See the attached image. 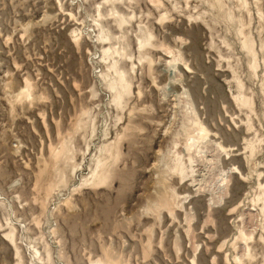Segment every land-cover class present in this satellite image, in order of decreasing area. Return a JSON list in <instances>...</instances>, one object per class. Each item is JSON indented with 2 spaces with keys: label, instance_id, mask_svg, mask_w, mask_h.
Masks as SVG:
<instances>
[{
  "label": "rangeland",
  "instance_id": "1",
  "mask_svg": "<svg viewBox=\"0 0 264 264\" xmlns=\"http://www.w3.org/2000/svg\"><path fill=\"white\" fill-rule=\"evenodd\" d=\"M95 262L264 264V0H0V264Z\"/></svg>",
  "mask_w": 264,
  "mask_h": 264
},
{
  "label": "bare ground",
  "instance_id": "2",
  "mask_svg": "<svg viewBox=\"0 0 264 264\" xmlns=\"http://www.w3.org/2000/svg\"><path fill=\"white\" fill-rule=\"evenodd\" d=\"M119 76H120V79H122V76L121 75ZM110 87L111 89H113L114 85ZM121 87L124 90L127 89L126 86L121 85ZM120 95H121L120 93L116 95L117 100L120 99L121 97ZM201 130L203 129L201 128L199 131ZM205 139H206L205 136H201L196 139H189V141L183 143L182 145H177L178 143L177 144L173 143V151H172L173 155L171 159L167 156L166 160H164L166 161L164 162L166 166L165 167L166 171H170L172 175L180 177L179 179L183 183H186L188 180H191L190 184H188L189 186H193L194 185L193 183H195L196 185L197 179L195 177H196L197 170L195 168L200 161L202 152L205 151L203 150L204 147L210 144V139H208L207 141H205ZM170 151L171 150H169L168 152ZM159 197L161 198L160 202L162 203V205L169 204V202L167 201L166 195L164 193H161ZM94 264H99V263L95 262Z\"/></svg>",
  "mask_w": 264,
  "mask_h": 264
}]
</instances>
